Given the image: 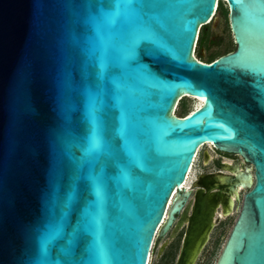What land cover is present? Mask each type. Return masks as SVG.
<instances>
[{
    "label": "water",
    "instance_id": "95a60500",
    "mask_svg": "<svg viewBox=\"0 0 264 264\" xmlns=\"http://www.w3.org/2000/svg\"><path fill=\"white\" fill-rule=\"evenodd\" d=\"M225 1L235 47L204 62L218 0H0V264H147L207 142L247 163L196 183L174 264L234 200L214 264H264V0Z\"/></svg>",
    "mask_w": 264,
    "mask_h": 264
},
{
    "label": "rangeland",
    "instance_id": "374dc122",
    "mask_svg": "<svg viewBox=\"0 0 264 264\" xmlns=\"http://www.w3.org/2000/svg\"><path fill=\"white\" fill-rule=\"evenodd\" d=\"M220 1L222 3V7L216 10V13L209 22L203 24L200 27L201 30V28L205 26L208 35L207 43L200 47V52L203 56L213 52H216L217 55H221L227 51L233 50L235 47V40L229 23V13L228 10L227 12L225 11L227 2L225 0ZM194 55L198 58L197 46H195ZM196 102V99L193 97H181L174 108V113L176 115H180L181 105L185 106L186 109L190 111L195 106ZM213 157L216 158L219 156L217 153H215L212 145L205 143L198 149L190 172L188 173L187 187L193 181L197 171L202 170V168H207L208 166H213V163H210V159ZM236 157L238 165L241 166L242 163H244L243 158L239 155ZM207 160L210 162H207L204 165L202 161ZM239 193L241 196L244 193V189H241ZM237 211L238 208L235 207L234 210H232V212H230L228 215H219V217L215 216L217 217V222L212 228L210 237L199 253L194 264H214L228 230L237 214ZM169 230L170 229L162 234L158 232L154 237L151 244L150 253L148 255L147 264L175 263L181 244L183 231L181 230L177 235L169 237ZM163 244L164 246L161 248Z\"/></svg>",
    "mask_w": 264,
    "mask_h": 264
},
{
    "label": "flooded vegetation",
    "instance_id": "af4514ba",
    "mask_svg": "<svg viewBox=\"0 0 264 264\" xmlns=\"http://www.w3.org/2000/svg\"><path fill=\"white\" fill-rule=\"evenodd\" d=\"M213 149H214L215 153L218 154L219 157H216V158L213 157L212 159H210L211 162L209 160L202 161V163L204 165L207 162H210V163H213V166H208L207 168H202V170L197 171V173L195 174V177H194L193 181L191 182V184L188 185L187 189L183 188V189L178 191L177 197L171 203L169 209L167 210V216L166 217L168 218L169 211L173 207V205L175 203H177L179 205V209L174 213V219L172 220V224L170 226L169 234H170L171 229L178 222H180L181 225H180L179 229L177 230V232L175 233V235H177L181 230L184 233V230H185L187 223H188V219L185 218V216H184V218H182V215L186 214V213H188V214L191 213V208H188L187 206H188L190 200L194 197V195L196 194V192L199 189V186L196 183L200 180V178H202L204 176V174H206V173H211V172H215V171L231 172V170L226 169L225 166L229 165L230 168H234L235 165H238L236 156H238L239 154L234 153V152H228V151L220 150L214 146H213ZM239 156H241V155H239ZM241 157L243 158V156H241ZM243 161H244V163H242V165L240 166L241 168H243L244 164L247 163L244 160V158H243ZM241 189H244V191H245V188L242 187L239 189V192ZM242 195L240 196V198L242 197ZM232 198L234 199L233 195H232ZM226 200H227V198H226ZM236 205H237V202L234 200V208L236 207ZM234 208H233V210H234ZM222 211H223V206L221 204H219L216 208L215 216L219 217L220 214L224 215L222 213ZM225 215H228V214H225ZM217 217L215 219V223L217 222Z\"/></svg>",
    "mask_w": 264,
    "mask_h": 264
},
{
    "label": "trees",
    "instance_id": "16d2710c",
    "mask_svg": "<svg viewBox=\"0 0 264 264\" xmlns=\"http://www.w3.org/2000/svg\"><path fill=\"white\" fill-rule=\"evenodd\" d=\"M221 7H222V3H221L220 0H218V4H217V8L216 9L221 8ZM227 10H228V13H229L228 5L225 6V11L227 12ZM207 41H208V35H207V31H206L205 26H204L199 31V34H198V37H197V40H196L197 55H198V58L200 60H202L204 62H211L214 58H216L219 55H217L216 52L208 53L205 56L201 55L200 47L205 45L207 43ZM188 112H189V110L186 109L185 106L181 105V107H180V116L186 115Z\"/></svg>",
    "mask_w": 264,
    "mask_h": 264
},
{
    "label": "bare ground",
    "instance_id": "6f19581e",
    "mask_svg": "<svg viewBox=\"0 0 264 264\" xmlns=\"http://www.w3.org/2000/svg\"><path fill=\"white\" fill-rule=\"evenodd\" d=\"M217 10V9H216ZM216 10H215V12H214V14L216 13ZM213 14V15H214ZM195 46H196V44H195ZM193 55H194V52H193ZM181 96H179L178 97V99L176 100V103H175V105H174V107H173V109H172V114H174L175 115V113H174V108H175V106H176V104H177V102H178V100H179V98H180ZM196 106L197 105H199L200 104V102H201V100H198V99H196ZM206 144H209V145H212V143L211 142H207ZM202 145H204V144H202ZM201 145V146H202ZM201 146H199V148L201 147ZM213 146V145H212ZM198 148V149H199ZM198 152V151H197ZM191 167H192V165H191ZM191 167H190V169H191ZM189 172H190V170H189ZM187 177H188V174H187ZM187 177H186V179H185V181L183 182V183H181L180 185H179V188H176V192H174L175 191V188L173 189V191H172V193H171V195H170V197H169V199H168V201H167V204H166V209H165V213H164V215H166L167 214V210L169 209V207H170V205H171V203L175 200V198L177 197V193H178V189H182V188H185V189H187ZM240 188H242V187H238V189H240ZM220 215H222V214H220ZM164 217H166V216H164Z\"/></svg>",
    "mask_w": 264,
    "mask_h": 264
},
{
    "label": "built area",
    "instance_id": "2783aa9c",
    "mask_svg": "<svg viewBox=\"0 0 264 264\" xmlns=\"http://www.w3.org/2000/svg\"><path fill=\"white\" fill-rule=\"evenodd\" d=\"M197 154V153H196ZM195 157H196V155H195ZM195 157H194V159H195ZM178 190H180V189H178ZM177 190H176V188H175V191L174 192H176Z\"/></svg>",
    "mask_w": 264,
    "mask_h": 264
}]
</instances>
